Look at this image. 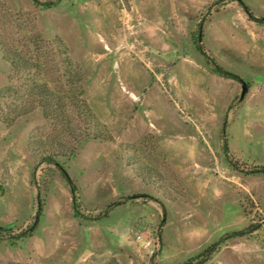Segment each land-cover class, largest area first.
I'll use <instances>...</instances> for the list:
<instances>
[{"label": "rangeland", "instance_id": "obj_1", "mask_svg": "<svg viewBox=\"0 0 264 264\" xmlns=\"http://www.w3.org/2000/svg\"><path fill=\"white\" fill-rule=\"evenodd\" d=\"M56 1L0 0V264H264V0Z\"/></svg>", "mask_w": 264, "mask_h": 264}, {"label": "trees", "instance_id": "obj_2", "mask_svg": "<svg viewBox=\"0 0 264 264\" xmlns=\"http://www.w3.org/2000/svg\"><path fill=\"white\" fill-rule=\"evenodd\" d=\"M59 1H61V0H57L56 2H52V3H50V5L53 7ZM51 6H49V7H51ZM57 43H58L59 47L61 48L62 54L65 55L66 54V49L63 47V43L60 40H58ZM68 61L69 60L66 58L65 62L67 63ZM13 64L16 67L17 66L19 67V64H15V62H13ZM36 67H38V66L36 65ZM217 73H219L221 76H224V77H227V78L240 79L237 75L229 73V72H225V71L221 72L219 70V71H217ZM39 89H41V90H39L40 94L38 95V99L41 101L40 104H39L40 105L39 107L42 108L44 113L48 116V115H50L49 111H52L51 109H54L55 107L57 108V107H59V105H61V99L62 98L57 97V95L52 90H49L48 88H43L42 87V88H39ZM15 93H16V91L13 90L12 94H15ZM70 101L73 103L72 106L74 108H78L79 111L90 113L88 115L87 119L91 118V121H93V120L95 121V118L91 114L90 108H89V106H88V104L86 102H84L83 100L79 99L78 96H75L74 94L70 96ZM94 124H96V123H94ZM60 156L61 155H58L56 152L50 153L48 151L43 156V160L42 161H43V163L55 164L57 162V157H60ZM71 156H73V153H71ZM253 172L254 173H264V167L255 168V170ZM34 227L31 228L30 232H33L35 230ZM5 231H9V230H6V229L0 227V238L3 237V233L2 232H5ZM240 234L244 235L246 233L245 232H241ZM30 236H31V234L28 231L27 232L25 231L19 237L21 239V238H28ZM218 247H219V243L213 244L212 246L207 248L202 254V256L204 257L203 260H206V258H209L213 253H215L217 251ZM187 264H189V263H187Z\"/></svg>", "mask_w": 264, "mask_h": 264}, {"label": "built area", "instance_id": "obj_3", "mask_svg": "<svg viewBox=\"0 0 264 264\" xmlns=\"http://www.w3.org/2000/svg\"><path fill=\"white\" fill-rule=\"evenodd\" d=\"M138 240H139V241H142V236H141V235L138 236ZM147 245H148V244H146V247H147Z\"/></svg>", "mask_w": 264, "mask_h": 264}, {"label": "water", "instance_id": "obj_4", "mask_svg": "<svg viewBox=\"0 0 264 264\" xmlns=\"http://www.w3.org/2000/svg\"><path fill=\"white\" fill-rule=\"evenodd\" d=\"M245 90H246V87L244 85V89H243V92H242V96H244Z\"/></svg>", "mask_w": 264, "mask_h": 264}]
</instances>
